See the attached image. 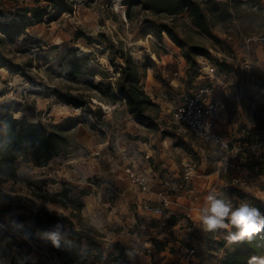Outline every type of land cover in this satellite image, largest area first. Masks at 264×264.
<instances>
[{
	"label": "rangeland",
	"instance_id": "374dc122",
	"mask_svg": "<svg viewBox=\"0 0 264 264\" xmlns=\"http://www.w3.org/2000/svg\"><path fill=\"white\" fill-rule=\"evenodd\" d=\"M72 1L73 12L64 14L56 22L22 30L12 39L0 32V58L15 67L0 61V112L5 107L15 118L41 121L48 126L79 122L63 134L59 154L48 164L38 167L35 155L29 154L20 157L13 168L0 165L4 170L0 173V211L28 216L45 209L71 220L76 229L87 230V234L97 238L102 233L81 215L85 207L89 208L92 203L95 206L103 202L113 204L122 199L121 181L142 193L132 186L128 171L133 167L143 171L149 162L157 165L158 158L149 159V153L142 151L145 148L141 149V144H147L157 155L159 141L168 138L185 144L188 158L195 162L197 169L204 166L205 172L200 175L217 173L216 182L210 179L206 193L218 199L229 195L233 207L241 203L253 207L254 201H264V176L254 168L256 162L264 166V67H258V60L252 56L253 51L264 47V0H195L201 3L207 15V30L194 24L188 10L177 15L155 10L154 4L162 0H139L143 3L133 8L125 5V0ZM147 1L152 2L150 9L144 4ZM46 4L45 0H0V21L12 20L22 8ZM162 25L170 26L188 46H199L208 55L196 56V68L191 67L185 57L186 50L180 49L167 33H160ZM81 32L94 39V43L88 44L78 37ZM248 44L254 62L251 72L243 68ZM121 50L140 66L142 86H147L149 96L158 106L149 109L153 118L149 123L137 122L124 103L96 89L100 83L104 88L115 85L116 67L123 64L116 52ZM209 63L218 64L230 78L218 90L227 101L229 118L238 124L231 130L237 152L227 163L221 162L223 154L218 148L205 145L190 131L180 130L172 119L173 109L194 87V76L202 75L199 70ZM75 70L80 72L76 77L73 76ZM243 82V98L237 101L235 88ZM57 93L80 97L87 105L76 109L61 102ZM251 120L260 124L258 131L263 133L261 139L254 138L253 144L245 137L250 130L247 123ZM240 130L245 132L240 133ZM224 166L227 171L223 170ZM233 176L248 183L247 187L240 186L242 196L226 192L229 187L225 184ZM183 179V171L178 179L169 177L165 191L177 194V186L186 184ZM194 180L190 186L194 185ZM221 181L224 183L219 185ZM186 186L183 191L189 189ZM64 189L71 190L69 198L74 202L67 207L49 199ZM231 197L239 199L234 201ZM139 221L150 222L145 218ZM2 226L11 240H22L23 225L5 222ZM115 231L120 233L118 229ZM215 233L218 241L212 242L210 254L216 259L212 264H220L225 250L220 249L219 242L227 240L229 230L217 229ZM175 241L178 242L177 238L172 241L173 246H177ZM202 244L208 246L204 241L195 246L202 248ZM52 246L53 242L48 241L32 243L31 258L41 257L47 264H65L52 251ZM186 246L184 243L176 251ZM104 247L102 250H106ZM96 252L94 258L85 257L83 264L102 263L104 255L99 258L100 251ZM0 264H12L11 257L0 254Z\"/></svg>",
	"mask_w": 264,
	"mask_h": 264
},
{
	"label": "trees",
	"instance_id": "16d2710c",
	"mask_svg": "<svg viewBox=\"0 0 264 264\" xmlns=\"http://www.w3.org/2000/svg\"><path fill=\"white\" fill-rule=\"evenodd\" d=\"M45 6L26 7L18 11V14L8 22L0 21V32L12 39L22 30H27L33 26L43 23H53L58 21L64 14L72 13L74 2L72 0H45ZM162 3H155L154 9L161 12H169L172 15L181 14L188 10L194 24L207 30V15L198 1L195 0H162ZM125 5L133 8L142 4L139 0H125ZM147 9H150L152 2H144ZM151 4V5H150ZM165 32L173 42L183 50H186L185 57L191 67L196 68V56L208 55V52L199 46H188L173 28L168 25L160 27V33ZM78 37L84 38L88 44H93L94 39L85 35L83 32ZM122 57L123 64L116 67L118 78L114 86H107L100 83L96 89L104 95L111 97L114 101L122 102L126 105L128 112L139 123H149L152 121L149 109L158 108L153 98L149 96L142 86V74L140 66L134 58L123 50L116 52ZM3 64L15 68L5 58H0ZM80 72H73L76 77ZM196 74L193 78H198ZM61 102L76 109L83 108L87 102L80 97L57 93ZM92 113V112H90ZM78 120L70 121L59 126H48L43 122H30L25 118H15L7 108L0 112V165L3 164L13 168L18 163L20 157L34 154L35 164L38 167L51 162L59 154V143L64 133L70 132L78 125ZM253 131L259 133L258 128ZM250 139V138H249ZM248 140V139H247ZM251 142L250 140H248ZM179 147H185L184 143H178ZM254 168L260 175L264 176V166L256 162ZM0 166V173H4ZM0 176H2L0 174ZM231 182V180H230ZM227 193L242 196V191L237 188L229 187ZM71 190L64 189L61 194H56L49 198L52 202L67 207L69 203L74 204L69 198ZM63 198V200L61 199ZM253 207L258 208L264 214V201H254ZM14 222L23 225L20 230L23 238L20 241L11 240L7 235L2 224ZM170 222L174 223L175 218L170 216ZM68 225V226H67ZM236 230L235 228H233ZM55 233L57 245L52 246V251L65 264H83L84 258L91 255L92 248L85 247V241L89 236L82 230H77L71 220L58 214L51 213L45 209L32 212L28 216H21L8 210L0 211V254L3 257L10 256L12 264H47L45 259L39 257L34 260L31 258L33 253L32 243L41 244L52 242V234ZM159 251L165 248L160 243L153 242ZM220 249L225 253L220 264H249L252 257L264 258V232L257 234L251 242H236L229 245L227 240L219 242ZM229 245V246H228ZM99 258H101L99 256Z\"/></svg>",
	"mask_w": 264,
	"mask_h": 264
},
{
	"label": "crops",
	"instance_id": "0c3cea01",
	"mask_svg": "<svg viewBox=\"0 0 264 264\" xmlns=\"http://www.w3.org/2000/svg\"><path fill=\"white\" fill-rule=\"evenodd\" d=\"M263 48L264 47L260 46L256 51L252 52V56L258 60V67L259 65L264 67ZM198 78L199 83L201 79L204 80L201 76ZM198 78H196V80ZM143 88L146 93L150 95L147 86ZM223 92L226 93L225 90H223ZM219 97L226 101L220 94ZM226 116V124H220L219 128L232 136L231 130L238 124L234 122L232 118L230 119L228 114H226ZM247 124L250 130L245 133V137L251 141L249 142L247 140V142L253 144L254 138L261 139L263 133L260 131L255 134L256 131H253L255 128H259L260 124L252 120ZM241 132L243 133L245 130H240V133ZM170 141L174 142L172 143ZM177 143L175 138L159 141V154L157 155L153 154L156 151H152L153 149L149 148L147 144H141V149H143L142 146L145 148V150L142 151L149 153V159L158 158L157 165H152V163L149 162L143 168V171H145L150 180L149 193H138L133 190L127 182L121 181L119 186L122 188L123 192L121 194L123 196L122 199H119L113 204L103 202L102 205L95 206V204L92 203L89 208L85 207V212L81 214L83 219H87V221L89 219L92 222H90L91 225L99 229L102 234L94 238V235L90 236L87 234V230L81 228L77 230L84 231L90 237L89 240L85 241L84 246L88 247L89 245L92 248V253L90 255L92 258L97 255L96 250L100 251V257L104 255L103 262L97 264H212L215 262L216 259L213 258L210 253L213 251L212 242L214 240L218 241V234H216L215 231H204L199 222V216L201 209L207 206L206 198L210 194L208 192L206 193L205 188L211 185L210 179L214 178L213 183L216 182L217 173L200 175L205 172V170H203L204 166L202 165L199 169L196 168L194 179L198 178V180L193 179V186H186V184L177 186L173 184V186H177V190L179 189L178 193L175 195L170 194L168 190L165 191L169 185L167 179L171 176L178 179L181 171H183L184 163L189 160L187 151L184 147H179ZM163 144L165 145L164 147ZM179 181L180 180H178V182ZM222 183H224V181H221L219 185ZM225 185L227 187H232L230 186V182ZM184 186L189 189L183 191L182 189L185 188ZM217 191L218 190H216V192ZM201 193L202 195H200ZM161 194L163 195L161 196ZM228 196L229 195L224 194L222 197L224 200L230 201V197ZM164 198L168 199L167 213H170L169 216L150 217L142 211V205L144 203L150 202L155 206H159ZM236 199L239 198L231 197V200L235 201ZM98 207H100V209ZM93 215H96L97 218L93 217ZM170 216L176 219L174 223L170 222ZM141 218L149 219L150 222L148 224H143L139 221ZM115 229H118L120 233H116ZM129 231L131 233H128ZM174 238L178 240V242L175 241L177 246H173L174 244H172ZM97 239L106 241V243L98 242ZM154 241L163 245L165 249L159 251L153 243ZM203 241L205 245H208L207 247L203 244L202 248L201 246H195L197 244L201 245ZM184 243L185 246L187 243H191V246L189 244L185 249L177 252V247L179 249ZM103 247L106 250H102ZM192 248L196 249V255L194 257H189L188 252ZM218 255L220 257V254Z\"/></svg>",
	"mask_w": 264,
	"mask_h": 264
},
{
	"label": "built area",
	"instance_id": "2783aa9c",
	"mask_svg": "<svg viewBox=\"0 0 264 264\" xmlns=\"http://www.w3.org/2000/svg\"><path fill=\"white\" fill-rule=\"evenodd\" d=\"M245 53L246 62L243 64L245 72L253 70V58L251 56V45H247ZM205 82L199 83V78L195 81L194 87L190 89L184 100L179 103L172 112L173 122L180 130L190 131L197 139L205 145H211L223 154L221 162L227 163L228 159L237 152L233 138L226 132L220 130V124H226L228 105L226 101L219 97L218 90L229 82V77L224 70L215 63H209L199 70ZM244 82L235 88V99L241 101L243 98ZM249 138V136H248ZM253 140V139H252ZM252 144V143H251ZM196 164L189 159L184 163L183 176L187 185L190 186L196 173ZM224 166L223 170L227 171ZM129 179L133 187L138 188L142 193L150 192V180L147 174L140 169L133 167L128 171ZM247 182L237 177H232L230 186L241 190L240 186L247 187ZM163 194H161L162 196ZM168 199L164 198L161 205L155 206L150 202L142 205L143 212L150 217L169 216L167 213ZM196 255V249L192 248L188 252L189 257Z\"/></svg>",
	"mask_w": 264,
	"mask_h": 264
},
{
	"label": "clouds",
	"instance_id": "9594fccd",
	"mask_svg": "<svg viewBox=\"0 0 264 264\" xmlns=\"http://www.w3.org/2000/svg\"><path fill=\"white\" fill-rule=\"evenodd\" d=\"M207 206L201 209L199 222L206 232L217 229H228L226 237L228 243L251 242L259 233L264 232V214L258 208L251 207L247 203H241L233 207L231 201L218 199L209 194L206 198ZM232 228L236 230L231 231ZM53 245H57L56 235L52 234ZM249 264H264V258L252 257Z\"/></svg>",
	"mask_w": 264,
	"mask_h": 264
}]
</instances>
